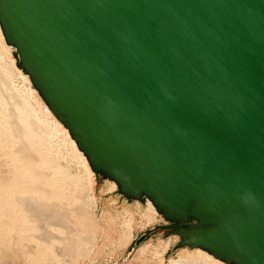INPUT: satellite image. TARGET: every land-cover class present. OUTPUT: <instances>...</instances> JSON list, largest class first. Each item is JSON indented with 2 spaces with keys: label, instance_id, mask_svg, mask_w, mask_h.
I'll list each match as a JSON object with an SVG mask.
<instances>
[{
  "label": "water",
  "instance_id": "water-1",
  "mask_svg": "<svg viewBox=\"0 0 264 264\" xmlns=\"http://www.w3.org/2000/svg\"><path fill=\"white\" fill-rule=\"evenodd\" d=\"M0 43L138 236L264 264V0H0Z\"/></svg>",
  "mask_w": 264,
  "mask_h": 264
},
{
  "label": "rangeland",
  "instance_id": "rangeland-1",
  "mask_svg": "<svg viewBox=\"0 0 264 264\" xmlns=\"http://www.w3.org/2000/svg\"><path fill=\"white\" fill-rule=\"evenodd\" d=\"M0 73V127L8 124L7 128L12 132L7 131V134L0 129V175L3 176L0 180V200L6 202H0V226L5 224L6 228L0 227V264H209V261L210 264H226L202 251L186 254L184 248L171 249L175 236L169 235L160 240L159 230L144 233L146 235L132 245L143 235L138 236L140 230L160 221H151L134 206H126L118 200L110 192L113 183L100 180L93 184L92 172L88 166L90 171L82 169L80 153L73 147L66 129L46 111L27 77L14 66L1 43ZM19 145H24L26 149L23 158L16 151ZM11 156H14V163L15 160L19 163L14 164ZM20 182L26 184L20 185ZM3 186L8 190L12 187L9 190L11 193L2 189ZM20 186L22 190L19 191ZM5 191L9 194L3 197ZM21 191L30 193L23 195L22 192L21 195ZM74 191H78L79 195ZM77 199H80L78 203ZM52 201L60 206V210L45 207ZM61 212L63 215H59ZM89 216L92 223L88 220Z\"/></svg>",
  "mask_w": 264,
  "mask_h": 264
},
{
  "label": "bare ground",
  "instance_id": "bare-ground-1",
  "mask_svg": "<svg viewBox=\"0 0 264 264\" xmlns=\"http://www.w3.org/2000/svg\"><path fill=\"white\" fill-rule=\"evenodd\" d=\"M0 74H1V73H0ZM22 74H23V73H22ZM1 75H2V74H1ZM23 75H24V74H23ZM28 91H29V90H28ZM29 92H30V91H29ZM34 93H35V92H34ZM35 99H36V98H35ZM37 102H38V100H37ZM42 103H43V102H41V104H42ZM37 104H38V103H37ZM43 105H44L46 111H47L51 116H53V114L48 110V108L45 106V104H43ZM27 107H28V106H27ZM9 109H10V108H9ZM42 111H43V110H42ZM44 111H45V110H44ZM50 115H49V116H50ZM4 117H5V116H4ZM53 121H54V120H53ZM51 123H52V122H51ZM4 124H5V123H4ZM7 125H8V124H5V125H4V127L6 126L5 128H4V127H2V128L0 127V129L2 130L1 132H5V133H7V134H9V132H11V131H9V128H7ZM57 126H58V125H57ZM62 128L65 129L63 126H62ZM63 129H62V130H63ZM7 131H9V132H7ZM61 133H62V132H61ZM11 134H12V132H11ZM13 136H14V135H13ZM20 140H21V139H20ZM13 146H15V144H14ZM73 147H75V146H73ZM14 148H15V147H14ZM17 149H18V150H16L17 153L20 154L21 156H22L23 153L26 151L24 145H21V146L19 145V147H18ZM24 150H25V151H24ZM72 150H73V149H72ZM0 151H1V147H0ZM79 153H80V152H79ZM14 154H15V153H14ZM11 155H12V154H11ZM16 156H17V155H15V157H16ZM80 156H81L80 158H81V161H82V166H81V167H82L83 170H87V166H88V165H87L86 161L84 160L83 156L81 155V153H80ZM13 157H14V156H13ZM13 157L11 156V158H13ZM17 157L20 158L19 156H17ZM22 158H23V156H22ZM24 158H25V157H24ZM80 158H79V159H80ZM13 160H14V158L12 159V161H13ZM38 160H39V159H38ZM22 161H23V160H22ZM26 162H27V160H26ZM44 162H45V161H44ZM13 163H14V161H13ZM15 163L18 164L19 162H17V161L15 160ZM15 163H14V164H15ZM32 163H33V161H32ZM36 163H37V162H36ZM23 164H24V163H23ZM27 164H28V163H27ZM29 164H30V163H29ZM46 164H47V163H46ZM25 165H26V164H25ZM40 165L42 166V164H40ZM40 165H39V166H40ZM34 166H35V165H33V167H34ZM27 167H28V165H27ZM31 167H32V166H31ZM35 167H36V166H35ZM38 168H39V167H38ZM22 169H23V167H22ZM88 169H89V168H88ZM23 170H24V169H23ZM23 170H22V171H23ZM27 170H29V169H27ZM62 171H63V170H62ZM87 171H90V170H87ZM24 172H25V171H24ZM37 172H38V171H37ZM37 172H35V173L37 174ZM31 173H33V172L31 171V172H30V175H31ZM2 174H3V173H2ZM6 174H8V173H6ZM22 174H23V172H22ZM24 174H25V173H24ZM28 174H29V173H28ZM32 175H33V174H32ZM0 176H1V175H0ZM11 176H12V175H11ZM11 176H10V178L7 176V178H8V179H11ZM26 176H28V175H26ZM35 176H36V175H35ZM37 176H38V175H37ZM2 177H3V176L0 177V180H1ZM23 177H25V176H23ZM30 177H31V176H30ZM12 178H13V177H12ZM27 178H28V177H27ZM88 178H89V177H88ZM4 179H5V178H4ZM4 179H3V180H4ZM8 179H6V180H8ZM17 179H19V178H17ZM23 179H24V178H23ZM13 180H14V179H13ZM13 180H12V182H13ZM20 180H22V178H21ZM20 180H19V181H20ZM28 180H30V179H28ZM37 180H38V179H37ZM1 181H2V180H1ZM14 181H15V180H14ZM4 182H5V180H4ZM4 182H3V183H4ZM7 182H8V181H7ZM22 182H23V181H22ZM22 182H20V183H21L20 185H24V184H26V183L22 184ZM31 182H32V181H31ZM34 182H35V181H34ZM72 183H74V182H72ZM82 183H83V182H82ZM86 183H87V182H86ZM89 183H90V182H89ZM5 184H6V183H5ZM27 184H28V182H27ZM33 184H34V183H32V185H33ZM58 184H59V183H58ZM76 184H77V183H76ZM83 184H85V183H83ZM2 185H3V184H1V186H2ZM8 185H10V182L8 183ZM14 185H15V184H14ZM16 185L19 186V183H18V184L16 183ZM32 185H31V186H32ZM34 185H35V184H34ZM41 185H42V187H43V184H41ZM68 185H72V184H68ZM79 185H80V183H79ZM85 185H86V184H85ZM91 185H92V184H91ZM4 186H5V185H4ZM4 186L2 187V189H4ZM11 186H12V184H11ZM17 186H16V187H17ZM29 186H30V184H29ZM36 186H37V185H36ZM36 186H34V187H36ZM62 186H63V185H62ZM64 186H65V182H64ZM75 186H78V185H75ZM75 186H74V187H75ZM87 186H89V184H87ZM87 186H86V187H87ZM5 187L8 188L7 185H6ZM16 187H14V188H16ZM70 187H71V186H70ZM74 187H73V188H74ZM79 187H80V186H79ZM86 187H85V189H86ZM0 188H1V187H0ZM11 188H12V187H10V189H11ZM66 188H67V187H66ZM77 188H78V187H77ZM2 189H1V190H2ZM10 189H9V190H10ZM12 189H13V188H12ZM18 189H19V188H18ZM33 189H34V188H32V190H33ZM35 189H37V188H35ZM42 189H43V188H42ZM42 189H40V190H42ZM68 189H69V188H68ZM68 189H66V190H68ZM87 189H89V188H87ZM4 190H8V189H4ZM9 190H8V191H9ZM15 190H17V189H15ZM20 190H22L21 186H20L19 191H20ZM23 190H24V189H23ZM26 190H27V189H26ZM37 190H38V189H37ZM73 190H74V189H72V191H73ZM24 191H25V190H24ZM30 191H31V190H30ZM85 191H86V190H85ZM9 192H10V191H9ZM9 192L7 193V192L5 191V194L3 193V197H4V195L8 196ZM12 192H13V191H12ZM22 192H23V191H21V195H22ZM35 192H36V191H35ZM65 192H66V191H65ZM69 192H70V191H69ZM74 192H76V191H74ZM77 192H78V191H77ZM77 192H76V193H77ZM10 193H11V192H10ZM14 193H15V192H14ZM17 193H18V192H16L15 194H17ZM27 193H28V192H26V193L23 192V195H24V194H27ZM29 193H30V192H29ZM29 193H28V194H29ZM39 193H40V192H39ZM71 193H72V192H71ZM18 194H20V193H18ZM31 194L34 195V192H32ZM31 194H30V195H31ZM42 194H43V193H42ZM83 194H84V193H83ZM11 195H12V194H11ZM11 195H10V196H11ZM13 195H14V194H13ZM73 195H75V194L73 193ZM77 195H79V194L77 193ZM77 195H76V196H77ZM1 196H2V195H1ZM76 196H75V197H76ZM43 197H44V196H43ZM77 197H78V196H77ZM6 198H8V197H6ZM6 198H5V199H6ZM10 198H11V197H10ZM19 198H20V197H19ZM44 199H45V198H44ZM53 199H54V198H53ZM26 200H27V199H26ZM33 200H34V199H33ZM48 200H50V199H48ZM51 200H52V199H51ZM54 200H56V199H54ZM2 201H3V200H2ZM2 201L0 200V202H2ZM7 201H8V200H7ZM29 201H30V200H29ZM37 201H38V199H37ZM42 201H43V200H42ZM78 201H80V199H77V203H78ZM3 202H4V204L6 203L5 200H4ZM18 202H19V200H18ZM18 202H13V203H16V204H17ZM38 202H39V201H38ZM29 203H30V202H29ZM83 203H84V202H83ZM21 204H22V203H21ZM25 204H26V203H25ZM33 204H34V202H33ZM33 204H31V205H33ZM36 204H37V203H36ZM69 204H70V203H69ZM84 204H85V203H84ZM0 205H1V203H0ZM2 205H3V203H2ZM18 205H20V204H18ZM41 205H42V204H41ZM45 205H46L45 207L48 208L49 210H52V209L60 210V208H58V207H60V206L57 205L54 201H52V202H48V203L45 204ZM5 206H6V205H5ZM38 206H39V205H38ZM79 206H80V203H79ZM3 207H4V206H3ZM11 207H12V206H11ZM40 207H41V206H40ZM150 207H151V206L147 204L146 209H150ZM0 208H1V207H0ZM8 208H9V207H8ZM79 208H80V207H79ZM151 208H152V207H151ZM1 209H2V208H1ZM1 209H0V210H1ZM42 209H43V207H42ZM42 209H41V210H42ZM72 209H73V208H72ZM72 209H71V210H72ZM74 209H75V208H74ZM84 209H86V208H84ZM8 210H9V209H8ZM8 210H6V212H7ZM11 210H12V209H11ZM14 210H17V209H14ZM43 210H44V209H43ZM61 210H62V209H61ZM77 210H78V209H77ZM72 211H73V210H72ZM78 211H79V210H78ZM80 211H81V210H80ZM0 212H1V211H0ZM4 212H5V211H4ZM17 212H19V210H17ZM64 212H65V211H64ZM73 212H74V211H73ZM87 212H88V211H87ZM8 213H9V212H8ZM13 213H15V212H13ZM43 213H44V212H43ZM43 213H42V214H43ZM70 213H71V212H68V214H70ZM10 214H11V213H10ZM10 214H9V215H10ZM21 214H22V213H21ZM44 214H45V213H44ZM44 214H43V215H44ZM49 214H50V213H49ZM49 214H48V215H49ZM34 215H35V214H34ZM45 215H47V214H45ZM54 215H55V214H54ZM54 215H53V216H54ZM59 215H63V212L59 213ZM77 215H78V214H77ZM82 215H83V214H82ZM6 216L8 217V215H6ZM49 216H51V215H49ZM86 216H87V215H86ZM57 217H58V216H57ZM89 217H90V216H89ZM55 218H56V217H55ZM147 218H151V217H147ZM1 219H2V218H1ZM91 219H92L91 217L88 218V220H89L90 223H92V220H91ZM54 220H55V219H54ZM8 221H11V220L8 219ZM5 222H6V221H5ZM12 222H13V220H12ZM14 222H15V221H14ZM64 222H65V221H64ZM40 223H41V222H40ZM58 223H59V222H58ZM33 224H34V223H33ZM73 224H74V222H73ZM76 224H77V223H76ZM76 224H75V226H77ZM7 225H8V224H7ZM9 225H10V224H9ZM11 225H13V224H11ZM58 225H59V224H58ZM2 226H3V225H2ZM2 226H0V227L2 228ZM13 226H14V225H13ZM60 226H61V225H60ZM80 226H81V225H80ZM7 227H8V226H7ZM64 227H66V226H64ZM67 227H70V226H67ZM81 227H82V226H81ZM76 228H78V227H76ZM2 229H6V228H5V224H4V226H3ZM71 229H73V228H71ZM68 230H69V229H68ZM80 230L82 231V229H80ZM83 233H84V232H83ZM65 234H66V233H65ZM56 237H57V236H56ZM56 237H55V238H56ZM53 238H54V237H53ZM67 238H68V237H67ZM62 239H63V238H62ZM64 239H66V236H65ZM69 239H70V238H69ZM48 241H49V240H48ZM62 241H63V240H62ZM68 241H69V240H68ZM74 241H75V240H74ZM78 241H79V239H78ZM80 241H81V240H80ZM68 243H69V242H68ZM60 244H61V243H60ZM66 244H67V243H66ZM72 244H73V243H71V245H72ZM77 244H78V243H77ZM79 244H80V243H79ZM61 245H62V244H61ZM68 245H69V244H68ZM75 245H76V244H75ZM59 246H60V245H59ZM78 246H80V245H78ZM68 247H69V246H68ZM70 247H71V246H70ZM72 247H73V246H72ZM60 248H61V247H60ZM63 249H64V246H63V248H61V250H63ZM68 249H70V248H67V250H68ZM198 251H201V250H196V251H192V252L196 253V252H198ZM202 252H203V251H202ZM70 253H71V252H70ZM204 253H205V252H204ZM72 256H73V255H72ZM214 259H215V258H214ZM215 260H217V259H215ZM218 261H220V260H218ZM221 262H222V261H221ZM209 264H210V261H209Z\"/></svg>",
  "mask_w": 264,
  "mask_h": 264
},
{
  "label": "trees",
  "instance_id": "trees-1",
  "mask_svg": "<svg viewBox=\"0 0 264 264\" xmlns=\"http://www.w3.org/2000/svg\"><path fill=\"white\" fill-rule=\"evenodd\" d=\"M146 234H143L142 236H140V238L138 240H136L135 242H132V245H136Z\"/></svg>",
  "mask_w": 264,
  "mask_h": 264
},
{
  "label": "flooded vegetation",
  "instance_id": "flooded-vegetation-1",
  "mask_svg": "<svg viewBox=\"0 0 264 264\" xmlns=\"http://www.w3.org/2000/svg\"><path fill=\"white\" fill-rule=\"evenodd\" d=\"M185 249V248H184ZM186 250V249H185Z\"/></svg>",
  "mask_w": 264,
  "mask_h": 264
}]
</instances>
